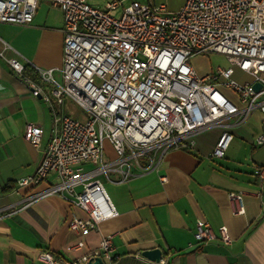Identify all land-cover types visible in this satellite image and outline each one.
I'll use <instances>...</instances> for the list:
<instances>
[{
    "label": "built area",
    "instance_id": "2783aa9c",
    "mask_svg": "<svg viewBox=\"0 0 264 264\" xmlns=\"http://www.w3.org/2000/svg\"><path fill=\"white\" fill-rule=\"evenodd\" d=\"M47 1L63 17L60 80L52 76V68L37 69L39 82L31 80L22 75L19 61L8 62L32 95L48 104L53 117L37 168L18 178L16 188L37 185L51 174L57 181L27 196L20 209L44 196L59 195L86 215L72 214L70 230L87 234L118 214L98 175L117 172L123 182L132 176L133 166L152 168L153 152L191 148L194 133L225 127L223 122L230 117L241 123L259 110L264 125V0H185L173 12H166L163 4L122 6L118 0L107 2L103 9L85 0ZM36 3L0 0V22L30 24ZM119 8L120 15H112ZM209 53L224 56L229 66L199 75L191 59ZM234 67L251 80L232 79ZM255 83L260 84L258 90ZM66 99L86 112L84 120L64 112ZM41 136V128L26 125L24 139L32 146H39ZM104 139L116 153L114 160L104 161ZM231 139L223 128L211 156L223 157ZM262 143L264 134L255 138L256 145ZM142 158L148 159L147 167L141 165ZM87 164L91 168L85 169ZM255 175L261 185L264 164L255 168ZM242 193L228 195L234 215L244 213ZM15 211L12 206L0 207V218ZM194 237L199 242L218 238L225 245L232 241L225 225L215 232L202 220ZM111 251L112 234L107 233L101 235L96 250L79 258L65 260L39 249L36 259L39 264H88L99 256L112 264Z\"/></svg>",
    "mask_w": 264,
    "mask_h": 264
},
{
    "label": "crops",
    "instance_id": "0c3cea01",
    "mask_svg": "<svg viewBox=\"0 0 264 264\" xmlns=\"http://www.w3.org/2000/svg\"><path fill=\"white\" fill-rule=\"evenodd\" d=\"M184 1L172 9L154 1L146 4H163L166 12H173ZM62 26L61 10L47 0H37L30 24L0 22V207L16 209L0 218V264H39V249L73 260L96 250L101 235L107 233L112 234V264H264V180L259 185L255 175V168L264 164V143L255 144V138L264 134L259 110L252 111L241 123L230 117L224 120L225 127L194 133L191 148L153 152V167L146 170L133 166L132 176L123 182L119 173L111 172L108 176L113 179L106 192L118 214L87 234L70 230L72 214L79 218L86 215L59 195L44 196L20 209L27 196L57 181L51 174L37 185L17 189L15 183L37 168L53 117L48 104L32 95L8 60L16 59L34 71L52 68V76L60 80ZM203 56L198 59L200 63L191 62L199 75L210 70ZM27 124L42 130L37 147L24 139ZM223 128L232 139L224 156L216 158L211 152ZM140 163L149 165L147 158ZM238 191L243 192L242 215L232 213L228 197ZM199 220L215 232L225 225L231 243L225 245L218 238L197 241L194 233ZM78 242L82 245L76 247ZM152 248L161 250L157 262L142 255Z\"/></svg>",
    "mask_w": 264,
    "mask_h": 264
},
{
    "label": "rangeland",
    "instance_id": "374dc122",
    "mask_svg": "<svg viewBox=\"0 0 264 264\" xmlns=\"http://www.w3.org/2000/svg\"><path fill=\"white\" fill-rule=\"evenodd\" d=\"M86 3H88L90 6L103 9L106 6L107 2H111L114 0H85ZM121 1L122 6H126L131 3H138V4H146L148 2H155V3H164L166 4L169 8L172 9L173 6L177 5L180 0H118ZM183 4H181L182 6ZM180 6V7H181ZM179 6L176 8L178 10L180 8ZM175 10V11H176ZM120 8L112 10L111 13L114 16H119L120 15ZM203 55H197L194 56L191 59V62H199L200 63V58ZM204 62L210 66V71L214 70L217 66L220 67H228L229 64L226 60V58L222 55L215 54V53H209L205 54L203 56ZM200 59V60H198ZM234 74L232 75V79L236 80L237 82L243 83L246 81H250L251 78L249 75L243 73L240 71L238 68L234 67ZM64 111L66 114L71 116L72 118H76L78 120H84L86 118V112L76 103L72 102L70 99H66L64 103ZM103 151H104V161L108 160H114L116 158V153L113 150L112 145L108 142L107 139L103 140ZM105 186L106 191H109V181L113 179L112 175L106 177L104 174H100L97 176Z\"/></svg>",
    "mask_w": 264,
    "mask_h": 264
},
{
    "label": "water",
    "instance_id": "95a60500",
    "mask_svg": "<svg viewBox=\"0 0 264 264\" xmlns=\"http://www.w3.org/2000/svg\"><path fill=\"white\" fill-rule=\"evenodd\" d=\"M254 88L258 90L260 88V84L255 83ZM142 255L149 259L150 261H159L160 256H161V250L159 248H152L149 250H145L142 252ZM88 264H105V261L103 258L96 256L94 258L89 259Z\"/></svg>",
    "mask_w": 264,
    "mask_h": 264
},
{
    "label": "trees",
    "instance_id": "16d2710c",
    "mask_svg": "<svg viewBox=\"0 0 264 264\" xmlns=\"http://www.w3.org/2000/svg\"><path fill=\"white\" fill-rule=\"evenodd\" d=\"M22 75L34 81L39 80L37 72L29 68L28 66H24Z\"/></svg>",
    "mask_w": 264,
    "mask_h": 264
}]
</instances>
